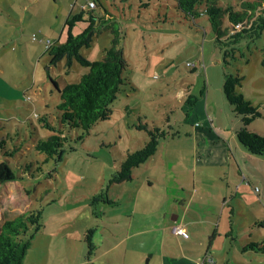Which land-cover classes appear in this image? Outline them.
<instances>
[{"label":"rangeland","instance_id":"obj_1","mask_svg":"<svg viewBox=\"0 0 264 264\" xmlns=\"http://www.w3.org/2000/svg\"><path fill=\"white\" fill-rule=\"evenodd\" d=\"M246 1L220 0V4L239 10ZM85 3L0 0V142L5 140L0 144V161L7 159L19 176L16 181L0 184V225L31 209H42L44 221L24 264H84L87 230L95 229L93 242L97 248L116 243L122 227L129 228L124 213L135 202L138 221L133 230H155L158 220L152 225H139L145 200L151 195L147 179L152 176L155 186L163 188L169 179L164 177L161 183L157 167L165 172L177 160L183 170L187 169V176L194 166L196 157L192 154L197 146V157L209 161L202 165L205 167L200 166L202 181L215 187L213 181L220 182L218 177H222L226 183L224 172H230L232 193L242 184L237 197L229 196L231 206H226L223 214L220 204L213 210L223 235L233 234L224 253L220 250L222 241H217L215 253L225 255L222 264H264V254L242 250L247 242L264 240V156L252 154L240 143L236 131L242 119L233 112L223 91L225 71L245 76L237 90L260 111L248 127L264 134V29L253 41L241 40L237 58L229 56L226 64L206 13L187 18L176 9L175 0H98L95 13L114 16L123 32L129 62L124 72L127 83L112 104L109 119L98 121L82 139L78 136L83 130H70L72 138L64 150L48 158L35 145L41 137L55 133L40 121V116L46 115L53 125H59L60 94L50 76L63 88L78 83L88 67L78 61L68 67L65 60L50 65L47 40L65 42L68 16L79 13ZM222 23L224 30L232 28L227 15ZM87 24L86 20L78 22L74 34L82 32ZM111 38L110 29L102 27L81 53L90 61L100 60ZM242 52L245 56L240 55ZM183 90L185 96L180 97ZM216 116L218 124L213 125L211 118L215 120ZM142 122L161 127L169 135L161 139L147 167L134 168L130 180L112 183L111 177L127 153L141 148L149 139L147 131L140 128ZM196 129L201 132L198 140L190 134ZM238 162L249 183L241 181ZM95 196L97 200L93 201ZM117 201L121 205L114 206ZM145 213L152 220L160 210L146 209ZM155 234H140L136 242H125L120 250L134 248L140 254L152 245Z\"/></svg>","mask_w":264,"mask_h":264},{"label":"trees","instance_id":"obj_2","mask_svg":"<svg viewBox=\"0 0 264 264\" xmlns=\"http://www.w3.org/2000/svg\"><path fill=\"white\" fill-rule=\"evenodd\" d=\"M96 1V6L98 0ZM176 9L187 18H196L201 13H206L212 23L216 34V43L223 52L224 63L229 64V56L237 58L240 51L241 40L253 41L261 35L264 29V0H247L242 3V8L237 10L233 5L223 6L220 0H175ZM96 9V8H95ZM93 9H84L79 13L71 14L66 20L68 37L65 42L55 41L47 48L50 65H58L65 60L70 67L74 61L88 67L78 83H69L61 88L58 82L51 78L60 94L57 104L59 125L56 127L46 115L40 116V121L55 133L48 137H41L35 147L47 157L59 155L65 145L71 140L70 130L81 129L83 134L98 121L109 119L112 114V104L118 98L123 86L127 83L124 75L129 66L123 47V32L114 16L107 18L105 15L95 13ZM231 23V29L224 30L222 20L225 16ZM86 20V28L78 34L73 29L78 22ZM240 24V28L236 25ZM109 28L112 33L111 45L104 49L103 58L90 61L81 53V49L91 44L92 36L100 28ZM232 31V32H231ZM240 55L245 56L244 53ZM194 68L193 71H195ZM245 76L239 73L224 72L223 91L233 107V112L240 116L242 125L236 134L241 144L252 154L264 156V134L251 130L248 125L260 111L251 100L238 92L237 87L242 84ZM192 95L188 96V101ZM140 128L145 129L149 139L139 149L129 151L122 161L120 169L111 177V182L121 183L132 179L133 170L145 163L159 149L161 139L166 138L169 132L158 126L143 123ZM69 132V135L67 134ZM175 133H173V136ZM2 140L0 144H4ZM13 152H5V155ZM19 176L11 167L7 159L0 161V184L16 181ZM96 196L93 201H96ZM105 201V200H103ZM112 203L113 201H109ZM42 209H31L5 219L0 225V264H24V258L29 251L34 237L43 229ZM95 229H88L85 235L88 252V264H94L91 259L97 249L93 242ZM243 251H253L264 254V240L249 242L243 246Z\"/></svg>","mask_w":264,"mask_h":264},{"label":"crops","instance_id":"obj_3","mask_svg":"<svg viewBox=\"0 0 264 264\" xmlns=\"http://www.w3.org/2000/svg\"><path fill=\"white\" fill-rule=\"evenodd\" d=\"M179 95L180 97H184V90L180 92ZM206 95L209 100V87L206 90ZM211 122L213 125L214 123L218 124L217 116L215 120L211 118ZM191 131L190 134H193L198 140L201 133L200 130L196 129L193 133H191ZM156 153L152 157H154ZM192 156L194 158L196 157V159L194 161V166L191 167L192 170L188 171L187 176H185L187 169L183 170L181 162L177 160L176 162H172L171 166L168 167L169 169L165 172L162 171L160 167H157L161 174V177H159L160 182L162 183L164 181V177L169 179V183L163 186V188H161L160 185L155 186V181L152 176H149L147 179L148 186L151 188V195L145 200L146 204L144 210L141 211L139 225H145L146 222V225H152L155 220H158L159 227L155 230H133L138 221L136 218L138 204L135 202L133 205H129L128 207L132 209L124 213L125 219L128 220L127 223L129 228L124 229L125 227L121 226L123 228V233L119 238L115 239L116 243L104 249L98 247L95 251V256L91 259L92 263L222 264L225 255H222V253H215L217 252V241H222V249L220 250L224 253L227 249L228 237L232 239L233 234L229 232L230 234L227 233L223 235L222 230L219 228L220 221H217L213 210L220 208L218 205L220 204L223 209V214L224 208L226 206H231L232 198L229 196L237 197L242 184L240 186L237 185L236 192L232 193L231 186L234 182L232 174L230 172H224V174L226 173V183H223L222 177H218L220 182L215 183L213 181L212 184H215V187H212L210 182L206 183L199 177V170L205 167L202 165L208 164L209 161L204 162L202 157L201 159L197 157L198 146L196 149H193ZM152 157L142 165H146L147 167ZM237 166L238 168H236L238 169L239 177L242 179L241 181L249 183L250 179H248L243 171L244 169L239 165V162ZM133 177L134 175H132V178ZM172 181H175L176 184H173ZM153 193L157 195H153ZM115 203L118 204L114 206L121 205L118 201L114 202V204ZM146 209H148L149 212L160 210V213L157 218L151 220L147 218L148 216L145 213ZM118 224H120V222ZM174 224L182 226V228L186 230L188 237L172 233L171 227ZM155 231L157 233L155 234V241L140 254H138L134 248L124 251L120 250L123 243L134 240L136 242L138 240V235ZM86 256L87 254L85 255V260H83L84 264L90 262ZM209 257H211V260ZM146 258L147 262L145 263Z\"/></svg>","mask_w":264,"mask_h":264},{"label":"built area","instance_id":"obj_4","mask_svg":"<svg viewBox=\"0 0 264 264\" xmlns=\"http://www.w3.org/2000/svg\"><path fill=\"white\" fill-rule=\"evenodd\" d=\"M96 7V1L95 0H86V3L82 6V8L84 9H93ZM236 27H240V24L236 25ZM36 36L34 35V38ZM53 45V42L51 40H47V48L51 47ZM172 233L180 235V236H184V237H188V234L186 232V230L184 228H182V226L180 225H173L171 227Z\"/></svg>","mask_w":264,"mask_h":264}]
</instances>
